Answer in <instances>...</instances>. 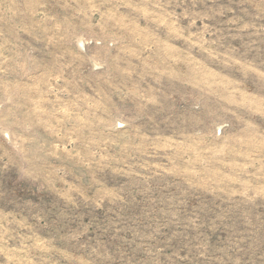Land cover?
Segmentation results:
<instances>
[{
	"label": "rangeland",
	"instance_id": "obj_1",
	"mask_svg": "<svg viewBox=\"0 0 264 264\" xmlns=\"http://www.w3.org/2000/svg\"><path fill=\"white\" fill-rule=\"evenodd\" d=\"M0 264H264V0H0Z\"/></svg>",
	"mask_w": 264,
	"mask_h": 264
}]
</instances>
